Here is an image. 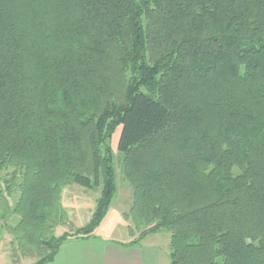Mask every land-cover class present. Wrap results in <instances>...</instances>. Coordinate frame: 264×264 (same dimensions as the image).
<instances>
[{
    "label": "trees",
    "instance_id": "obj_1",
    "mask_svg": "<svg viewBox=\"0 0 264 264\" xmlns=\"http://www.w3.org/2000/svg\"><path fill=\"white\" fill-rule=\"evenodd\" d=\"M119 127L130 245L264 264V0H0V235L32 264L103 224ZM71 185L100 197L57 237Z\"/></svg>",
    "mask_w": 264,
    "mask_h": 264
},
{
    "label": "rangeland",
    "instance_id": "obj_2",
    "mask_svg": "<svg viewBox=\"0 0 264 264\" xmlns=\"http://www.w3.org/2000/svg\"><path fill=\"white\" fill-rule=\"evenodd\" d=\"M121 133L122 127H119L111 142L117 170L118 194L105 221L97 230V235L102 239L129 242L139 239L141 232L145 229H137L132 220L128 221L125 217L130 212L133 191L123 176L121 155L118 150ZM99 197L100 191L87 190L77 185L67 187L63 193V207L66 211V218L56 228V236L60 237L67 233L72 235L77 230L85 227L92 219ZM18 198L19 194L16 193L12 199L13 204ZM12 240L13 238L6 231H2L0 235V264H32L36 261L34 256H29L18 250ZM144 240L146 244H154L161 249L170 250L171 234L168 231L147 236Z\"/></svg>",
    "mask_w": 264,
    "mask_h": 264
},
{
    "label": "crops",
    "instance_id": "obj_3",
    "mask_svg": "<svg viewBox=\"0 0 264 264\" xmlns=\"http://www.w3.org/2000/svg\"><path fill=\"white\" fill-rule=\"evenodd\" d=\"M132 242L102 239L96 231L92 239L66 243L51 264H171L170 250L145 240L137 245Z\"/></svg>",
    "mask_w": 264,
    "mask_h": 264
}]
</instances>
